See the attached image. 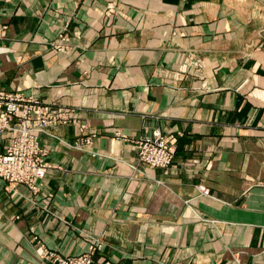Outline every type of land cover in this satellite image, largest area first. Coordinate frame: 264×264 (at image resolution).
Instances as JSON below:
<instances>
[{"label":"crops","instance_id":"crops-1","mask_svg":"<svg viewBox=\"0 0 264 264\" xmlns=\"http://www.w3.org/2000/svg\"><path fill=\"white\" fill-rule=\"evenodd\" d=\"M258 1L0 0V90L74 121L41 135L36 204L0 178V264L95 237L94 264H264ZM156 130L175 140L167 167L135 147Z\"/></svg>","mask_w":264,"mask_h":264},{"label":"built area","instance_id":"built-area-1","mask_svg":"<svg viewBox=\"0 0 264 264\" xmlns=\"http://www.w3.org/2000/svg\"><path fill=\"white\" fill-rule=\"evenodd\" d=\"M5 31L0 28V36ZM71 119L62 109L49 108L33 95L21 91L0 90V138L10 144L0 154V178L11 185L25 184L33 191L48 171L47 151H40L37 132L48 133L51 128ZM81 124V128H85ZM136 148L139 158L153 167H167L174 158L175 140L159 130L141 138ZM68 263L90 264V256L67 258Z\"/></svg>","mask_w":264,"mask_h":264},{"label":"rangeland","instance_id":"rangeland-1","mask_svg":"<svg viewBox=\"0 0 264 264\" xmlns=\"http://www.w3.org/2000/svg\"><path fill=\"white\" fill-rule=\"evenodd\" d=\"M259 8L262 6H264V0H259ZM114 9H113V6L109 5L108 6V9L107 11L109 12H112ZM16 91H20L19 89H16ZM35 96L37 99H39L44 105H46L39 96L37 95H33ZM47 106V105H46ZM59 109H62L64 110L65 112L67 111V109H64V108H59ZM67 113V116L71 119L69 122L67 123H71V122H74L73 119L69 116L68 112ZM62 124H66V123H62ZM52 129V128H51ZM154 132H151V133H146L145 135L141 136L140 138H138L136 141H135V147L137 146V143L138 141L147 136V135H150ZM37 136H38V142L40 144L39 146V149L40 151H43L44 150H48L45 146H43L42 144V141H41V135L42 134H45V133H41V132H37L36 133ZM165 135V134H164ZM167 136V135H166ZM3 139H6L7 140V143L5 144V148H4V151L3 152H0V154H3L5 151H6V148L9 146L10 144V139L9 138H6V137H3ZM70 147L72 148H78L80 146H86V145H89L90 143V139L89 138H83V139H77L76 141L74 142H66ZM48 156H49V151H47V155H46V162L49 166V168L51 167L49 161H48ZM48 168V170H49ZM48 172V171H47ZM47 174V173H46ZM3 179V178H2ZM43 180V179H42ZM42 180L39 182V188L37 191H33L32 189H30L29 186L25 185V184H17V185H11L8 183L9 186H12V187H15V186H18V185H25L27 186L30 191L32 192V195H33V202L36 204L37 203V199H35L36 197V194L40 191V188H41V185H42ZM96 239L90 241L91 244L89 245L88 249L85 251V252H82L80 254H63L62 252H60L59 250H56V249H50V248H45L43 246V250H40L38 251V257H39V260L42 264H77L76 262L74 263H68L67 262V258H75L77 259V257H84V256H90L91 258V263L90 264H94L95 262V255L96 253L101 249V246L103 247V243L101 242V237H95Z\"/></svg>","mask_w":264,"mask_h":264}]
</instances>
